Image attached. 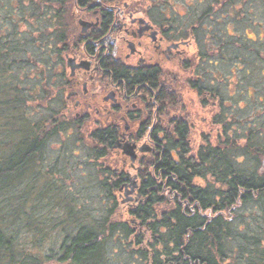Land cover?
<instances>
[{
	"label": "trees",
	"instance_id": "1",
	"mask_svg": "<svg viewBox=\"0 0 264 264\" xmlns=\"http://www.w3.org/2000/svg\"><path fill=\"white\" fill-rule=\"evenodd\" d=\"M81 1L91 0H17L12 4L0 0V13H7L0 14V264H110L109 240L115 233L130 237L137 221L149 226L153 238L151 252L137 250L146 264L150 260L151 264H264V135L253 127L247 141H240L223 124L217 145L208 142L193 153L188 123L181 122L159 142L153 155L155 175L145 179L152 194L128 207L130 219L121 220L116 214L115 208L121 207L117 189L125 173L112 165L98 169L106 175L99 186L114 205L101 219L80 208L73 195L51 194L47 181L36 183L46 174L36 161L49 139L70 127L82 128L58 110L42 114L28 107V102L40 97L33 96L40 91V79L37 85L32 83L29 62L42 79V74L52 73L55 64H61L59 46L72 26L70 5ZM213 1L204 10V21L241 0ZM23 24L27 30L21 29ZM243 39L255 45L251 37ZM217 42L220 46V37ZM256 54L258 48L244 54L240 63L231 62L234 69L228 73L236 70L246 79L251 77L259 70L254 65L259 63ZM55 56L58 61L53 63ZM259 71L264 75V70ZM228 82L229 77L216 74L212 88L207 82L193 85L201 92L212 89L223 106L230 100V93L225 94ZM250 90L243 92L250 97ZM222 119L218 116V122ZM115 138L111 127L92 132L90 160L99 163L107 157ZM38 184L44 188L39 190ZM59 199L64 203L61 213L48 221L43 203ZM253 207L259 210L251 211ZM51 236L60 237L45 250L44 242ZM137 239L138 244L144 241L142 236Z\"/></svg>",
	"mask_w": 264,
	"mask_h": 264
},
{
	"label": "flooded vegetation",
	"instance_id": "2",
	"mask_svg": "<svg viewBox=\"0 0 264 264\" xmlns=\"http://www.w3.org/2000/svg\"><path fill=\"white\" fill-rule=\"evenodd\" d=\"M72 8L71 32L59 46L63 68L54 101L74 123L93 120L97 129L114 130L109 149L118 154L125 173L117 192L131 207L152 194L145 179L155 175L159 142L181 122L188 123L174 78L189 77L202 104L215 106L213 90L201 92L193 83L212 88L213 75L225 73L216 67L218 57L227 56L225 48L212 54L204 11L179 12L171 0H91ZM213 34L217 45L219 36ZM126 142L135 147V161L117 147Z\"/></svg>",
	"mask_w": 264,
	"mask_h": 264
},
{
	"label": "rangeland",
	"instance_id": "3",
	"mask_svg": "<svg viewBox=\"0 0 264 264\" xmlns=\"http://www.w3.org/2000/svg\"><path fill=\"white\" fill-rule=\"evenodd\" d=\"M5 1L7 2L6 4L17 3V0H2L3 3ZM171 1L174 3L176 11H187V13H190L191 11L198 10L200 14L202 11L212 6L214 2L213 0ZM228 10L229 11L225 12L222 11L218 15H213V17L208 18L205 23L206 25L208 24V28L210 29L209 33L211 36L209 42L212 54L219 48V45H213L215 42V40L213 41L214 32L220 37V46L222 45L225 48L224 53L227 56L225 58L221 56L218 57V59L221 60L216 67L219 72H225L224 74H218L219 76L229 77L228 85L225 86V94L226 97H228L230 93V100L222 106L219 97H217V99H214L215 106H205L200 101L196 90L194 91L191 89L189 77L174 78L176 80L174 88L178 92L179 101H181V99L183 101V104L180 105V111L183 113V119H186L191 125L189 134L193 153H196L200 146L208 142L217 145L219 135H223V124L229 125L228 132H230L231 137L239 136L241 137L240 141H247L250 133L249 129L252 127L263 132L264 135V75L259 71L264 70V4L262 0H241ZM73 11L74 8L71 9L68 15L70 18L73 17ZM0 14L3 17L5 15V13ZM227 27L228 31L225 32ZM21 29L27 30L26 24H23ZM49 31L53 30L49 29ZM49 31H47V35ZM35 36L37 37L38 34ZM244 36H249L251 39L255 40V45L251 43L252 40L245 42L243 39ZM255 48H258V54L256 55L259 57L257 59L259 63L255 62L254 64L259 68L258 71H255V74L246 79L242 77V72L238 71L237 73L236 70H234L233 73H228L234 69L231 62L235 63L238 61L240 63L242 59L244 60V54L253 52ZM52 60H54L53 63L58 61L56 56ZM29 63L31 64L29 65L30 72L34 75L31 77L32 83L37 85V79H40L38 82L40 84V91H38V89L34 91L33 96L40 97L39 100L34 103L32 101V103L28 102V107H31L33 111H35L34 108H37L40 113L52 109L61 112L62 109L57 107L54 99L57 97L55 94L58 91V89L55 88V86H57L56 80L59 76L58 72L63 68V63L55 64L52 73L46 71V75L42 74L43 79L40 75H36L35 64ZM212 67L213 72L216 73V67ZM46 82H48V85H46ZM248 87H251L250 97L246 92H243V90ZM259 98H263V101L260 102ZM58 101L60 102V100H57V104ZM40 113L37 115H40ZM218 116L223 117L222 123L218 122ZM64 117H66L67 120H73L72 117L66 114H64ZM97 124L98 123L93 120L86 121L84 125L79 124L82 128L80 131L76 127V129H70V127V130L68 129L64 132H60L59 135L49 139V143H47L43 154H40L36 161L37 165L43 168L46 174H44L41 182L38 180L36 183L47 181L51 194L61 192L63 195H73L76 197V204L80 208L87 210V212L91 213L96 219H101V217L104 216L101 214L107 212L108 209H111L114 205L108 201L105 193H103L102 188L99 186L100 180L106 175L98 169L99 167H110L112 165V168L116 167L120 170L121 162L118 154L114 151L104 159H100L101 161L99 163L95 160H90L92 159L90 155L93 150L91 147L94 144L89 138L91 133L97 129ZM198 182L205 183L201 179H198ZM43 188L42 185H39V190ZM126 197L125 195L120 197L117 192V200L121 204V207L119 208L116 206L117 208H115V211L121 220L130 219L128 217L129 214H127L129 205L126 204L127 202L122 203ZM63 204L62 199H59L56 203L51 200L45 201V204L43 203L44 208L42 211L46 215L45 217H49L47 219L48 221L51 219L54 220L53 216L57 217L58 214L61 213L59 209H62L61 206ZM258 210V208L253 207L251 211L255 212ZM244 213L249 216L247 211ZM241 222L242 221H240V223ZM138 223L137 221V224H134L133 227L135 228V232L132 233L130 237L123 236L122 234H120L122 237H119V234L115 233L113 235L114 237L109 240L106 247L108 251L106 257L108 261H110V264H146L142 257L139 256L140 253L138 254L137 250L148 249V251L151 252L149 241H152L153 238L150 234L149 226ZM138 236H142L144 240L140 244H138ZM59 237L60 236H51V238L44 242L45 250L49 246H53L51 243L54 240L57 242ZM147 263L151 264V260ZM51 264L57 263L51 262Z\"/></svg>",
	"mask_w": 264,
	"mask_h": 264
},
{
	"label": "water",
	"instance_id": "4",
	"mask_svg": "<svg viewBox=\"0 0 264 264\" xmlns=\"http://www.w3.org/2000/svg\"><path fill=\"white\" fill-rule=\"evenodd\" d=\"M81 23H83L84 25L86 24L83 20L81 21ZM117 147L119 148H122L124 153L129 155L130 158L135 161L137 158H136V153H135V147L133 144H130L128 142L124 143V144H120V145H117ZM137 186V183L134 181L133 182V189ZM133 191V190H132ZM131 191V193H133Z\"/></svg>",
	"mask_w": 264,
	"mask_h": 264
}]
</instances>
